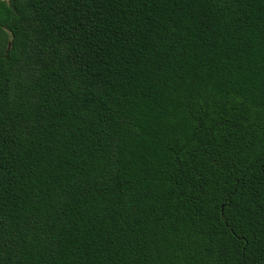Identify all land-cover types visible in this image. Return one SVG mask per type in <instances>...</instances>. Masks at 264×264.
<instances>
[{"label": "trees", "instance_id": "1", "mask_svg": "<svg viewBox=\"0 0 264 264\" xmlns=\"http://www.w3.org/2000/svg\"><path fill=\"white\" fill-rule=\"evenodd\" d=\"M0 264H264V0H0Z\"/></svg>", "mask_w": 264, "mask_h": 264}]
</instances>
